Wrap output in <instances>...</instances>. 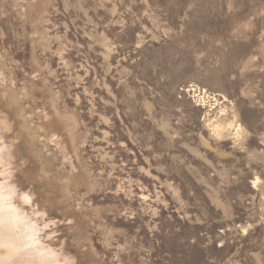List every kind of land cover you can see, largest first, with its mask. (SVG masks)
<instances>
[{
    "label": "rangeland",
    "instance_id": "1",
    "mask_svg": "<svg viewBox=\"0 0 264 264\" xmlns=\"http://www.w3.org/2000/svg\"><path fill=\"white\" fill-rule=\"evenodd\" d=\"M0 194L33 260L264 264V0H0Z\"/></svg>",
    "mask_w": 264,
    "mask_h": 264
},
{
    "label": "bare ground",
    "instance_id": "2",
    "mask_svg": "<svg viewBox=\"0 0 264 264\" xmlns=\"http://www.w3.org/2000/svg\"><path fill=\"white\" fill-rule=\"evenodd\" d=\"M231 125L232 123H228V126ZM224 127V124L217 120L212 123V128L217 134H220ZM235 127V134L238 135L239 125L236 124ZM8 199V195L0 194V264H53L54 259L48 257L46 259L40 255L38 260H33L29 258L32 256H27L29 251L24 249L33 240L32 231L21 221V217L10 209Z\"/></svg>",
    "mask_w": 264,
    "mask_h": 264
}]
</instances>
